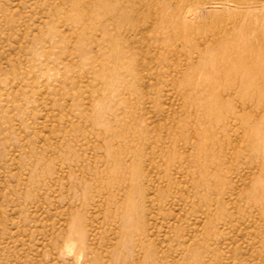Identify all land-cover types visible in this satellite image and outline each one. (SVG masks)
<instances>
[{
	"label": "rangeland",
	"instance_id": "obj_1",
	"mask_svg": "<svg viewBox=\"0 0 264 264\" xmlns=\"http://www.w3.org/2000/svg\"><path fill=\"white\" fill-rule=\"evenodd\" d=\"M87 1L0 0V264H264V130L255 151L231 118L203 155L156 150L196 110L168 81L209 60L213 27L264 33V0H105L123 45L78 51L52 17ZM117 52L151 89L124 110L102 73Z\"/></svg>",
	"mask_w": 264,
	"mask_h": 264
},
{
	"label": "bare ground",
	"instance_id": "obj_2",
	"mask_svg": "<svg viewBox=\"0 0 264 264\" xmlns=\"http://www.w3.org/2000/svg\"><path fill=\"white\" fill-rule=\"evenodd\" d=\"M77 7L74 9L71 7L70 11L62 14L63 16L53 15L55 17H52V19L55 21L60 20L63 27L67 29L66 32L61 28L53 29L52 33L54 36L63 39L71 36L76 37L79 40L78 51L85 48L90 50L94 48L99 51L100 49L114 51L123 45L120 29L122 25L124 27L127 24L129 17L119 16L120 18H116L114 14H119L117 7L105 3V0H94V2H90L89 0L80 6L77 5ZM97 19L100 20L96 21ZM90 22H96L99 25L97 27H89ZM236 28H238V31L235 33L227 28V31L224 29V31H221L222 28L219 29L218 27L210 29L208 31V33L210 32L209 35H214L215 38L206 42L207 51L209 52L210 50L209 54H211L209 60L200 64L194 61L186 62L189 64L186 73L183 72L175 78L171 77L172 79L168 81L169 85L180 93L182 99L181 107L184 109L192 107L196 108V110L192 114H187L183 119H180L179 124L175 126L177 132L172 133V126H170L167 129L165 138L159 136L156 143V150L159 152L162 150L167 151V147L164 149L163 146L165 140L172 144L178 137H181L186 140V150L184 151L186 157L193 153L192 148L194 144L197 153L203 155L205 152L204 148L211 147L210 149H212L215 143L214 137H217L216 130L218 128L215 130L214 124L217 123L224 126L222 131L227 132V123L230 121V118L239 125V129L244 130L247 138V149L255 151L258 148L260 143L259 132L264 130V33L258 32L257 26L252 34L245 32L244 25ZM87 29H91V31ZM217 32L222 33V36L217 35ZM96 35H99V37H96ZM185 36L188 37L187 33ZM117 53L111 54V57L118 58V61L113 65L110 64L111 66L103 68L102 73L114 76L116 82H109L107 84H109L108 87L114 89V94L122 99L120 106L123 107L119 109L118 106V109L124 110L131 96H135L138 99L150 92L151 89L143 86L139 79V75L141 74L138 73L139 70L131 67L126 68L122 65L121 57L123 58L124 56L122 55L123 52ZM147 65L146 62L145 66ZM153 72H149L147 77L153 79L155 77ZM201 73L203 76L200 75ZM116 83L120 87L119 89ZM204 90L206 91L204 92ZM201 108H203L204 114L199 117ZM225 109H228V111ZM188 120L191 121L190 125ZM193 120L195 121L194 123ZM203 120L205 125L201 128V124L197 125V122ZM171 121L173 123L176 122L174 118ZM236 129L238 130V127ZM206 132L209 134L208 139L202 140V134L205 133L207 135ZM193 135L197 137V144L189 140ZM241 138L243 139L242 135ZM221 148L217 147L215 151L217 152L216 158L220 155ZM115 153L116 155L120 153V155L124 156L123 148L117 149ZM206 164V160H204L201 166ZM148 165H157V163L151 160ZM190 165L191 163L179 165L178 169H186ZM247 165L249 168L257 166L252 162H249Z\"/></svg>",
	"mask_w": 264,
	"mask_h": 264
}]
</instances>
